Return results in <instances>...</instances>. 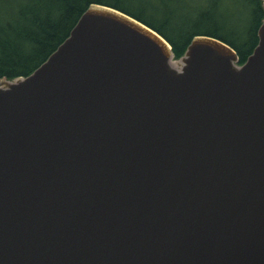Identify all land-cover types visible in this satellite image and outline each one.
<instances>
[{"label":"water","instance_id":"water-1","mask_svg":"<svg viewBox=\"0 0 264 264\" xmlns=\"http://www.w3.org/2000/svg\"><path fill=\"white\" fill-rule=\"evenodd\" d=\"M262 9L264 11V0ZM243 65L91 5L0 81V264H264V19Z\"/></svg>","mask_w":264,"mask_h":264},{"label":"trees","instance_id":"trees-1","mask_svg":"<svg viewBox=\"0 0 264 264\" xmlns=\"http://www.w3.org/2000/svg\"><path fill=\"white\" fill-rule=\"evenodd\" d=\"M245 1L251 20L248 31L225 34L222 24L209 20V33L199 32L195 23L190 32H183L186 18L175 14L172 6L166 10L148 0H0V81L30 75L68 38L91 5L117 10L153 30L170 45L174 60L184 56L195 36H209L230 46L243 65L257 46L264 19L260 0Z\"/></svg>","mask_w":264,"mask_h":264},{"label":"rangeland","instance_id":"rangeland-1","mask_svg":"<svg viewBox=\"0 0 264 264\" xmlns=\"http://www.w3.org/2000/svg\"><path fill=\"white\" fill-rule=\"evenodd\" d=\"M173 1L148 0L150 4L166 10L172 6L175 14L186 18L187 27L183 32H190L195 23L199 32L209 33L211 26L207 20L222 24L225 34H241L248 31L251 24L245 0H179L176 4Z\"/></svg>","mask_w":264,"mask_h":264}]
</instances>
